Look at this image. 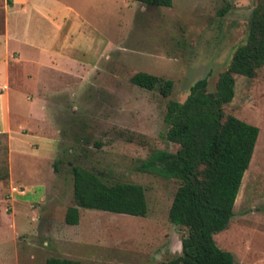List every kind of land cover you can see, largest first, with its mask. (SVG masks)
<instances>
[{"label": "rangeland", "instance_id": "obj_1", "mask_svg": "<svg viewBox=\"0 0 264 264\" xmlns=\"http://www.w3.org/2000/svg\"><path fill=\"white\" fill-rule=\"evenodd\" d=\"M257 2L172 0L166 7L52 0L72 10L53 24L58 44L71 34L63 66L73 71L63 74L33 64V48L12 40L4 47L5 10L18 12L26 0H0V69L7 72L0 77V264H45L51 256L80 264H161L181 254L187 228L168 217L178 181L139 166L155 149L179 148L166 137L168 101H184L201 78L215 90L246 40ZM12 21L11 33L23 38L49 31L35 20L24 28L20 14ZM77 60L90 68L75 69ZM138 71L171 79V94L132 83ZM224 109L257 125L259 134L233 215L214 240L237 264H264V64L254 77L235 75V94ZM76 164L107 184L142 185L146 216L80 207L78 224L66 223Z\"/></svg>", "mask_w": 264, "mask_h": 264}, {"label": "trees", "instance_id": "obj_2", "mask_svg": "<svg viewBox=\"0 0 264 264\" xmlns=\"http://www.w3.org/2000/svg\"><path fill=\"white\" fill-rule=\"evenodd\" d=\"M147 5H172V0H135ZM264 64V0L252 9L244 43L233 52L228 67L220 72L214 91L206 78L190 86L184 101L170 100L164 116L166 137L177 143L175 151L155 149L139 168L165 174L178 181L168 217L187 228L181 254L161 264H237L230 251L221 249L214 234L224 230L233 215L235 200L259 134L257 125L225 111L235 94V75L254 77ZM131 82L171 94L173 81L144 71ZM75 204L67 207L64 220L76 225L79 208L146 216L148 207L142 185L117 181L105 183L92 169L72 166ZM45 264H80L79 260L51 256Z\"/></svg>", "mask_w": 264, "mask_h": 264}, {"label": "crops", "instance_id": "obj_3", "mask_svg": "<svg viewBox=\"0 0 264 264\" xmlns=\"http://www.w3.org/2000/svg\"><path fill=\"white\" fill-rule=\"evenodd\" d=\"M71 8L65 5H60L58 3H52V0H26V3L23 5V8H21L18 12H11L8 10V8L5 10L7 14V18L5 21V28L6 32L4 33V38L1 40L3 42L4 47L7 45L9 41H14L18 43L19 45H24L28 48H33L36 50V52L32 53V63L36 65H40L43 67L50 68L51 71H55L56 73H63L66 74V71H73L72 68H67L65 65L64 60L67 56L66 52L64 53V43L66 44L67 41H70L68 39L71 38L70 32L67 33V37L64 39L63 42L59 43L56 42V38L54 37V30L56 29L55 26H59L61 22H64L66 18L70 17ZM20 14L23 18V22L25 24L24 28H27V25L32 22L33 20L36 21V27L37 28H44L45 26H48L49 31L47 34H40V33H34L33 37L29 38H23V36H19L15 33H11L10 26L12 25V18L13 15ZM29 22V23H28ZM36 35L42 36L40 39L36 37ZM17 44V45H18ZM20 52V56L25 57V54L21 50V48L17 47ZM70 48V46H69ZM8 49L6 47V51H4V55L7 56ZM84 67L90 68L89 65L84 64L83 62H78V60L75 62L74 68H80L81 70L84 69ZM7 73V72H6ZM6 73L0 69V77L6 76ZM35 83V82H33ZM32 111L34 113H37V105L33 104V107H31Z\"/></svg>", "mask_w": 264, "mask_h": 264}]
</instances>
